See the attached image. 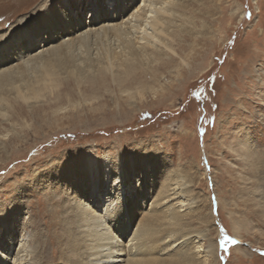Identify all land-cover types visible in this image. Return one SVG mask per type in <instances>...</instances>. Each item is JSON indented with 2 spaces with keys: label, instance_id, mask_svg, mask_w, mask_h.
Here are the masks:
<instances>
[{
  "label": "rangeland",
  "instance_id": "374dc122",
  "mask_svg": "<svg viewBox=\"0 0 264 264\" xmlns=\"http://www.w3.org/2000/svg\"><path fill=\"white\" fill-rule=\"evenodd\" d=\"M49 1L0 0V29L37 17ZM177 1L183 20L163 38L161 54L148 48L149 58L120 65L105 59L106 47L102 57L74 44L72 55L29 56L26 71L0 80V219L12 224L14 246L25 238L29 264H82L69 186L84 178L76 166L87 154H106L114 170L120 159L129 171L119 184L113 175L100 198L105 223L115 217L113 196L126 211L137 198L132 229L158 205L143 239L151 264H199L181 253L209 240L218 248L209 264H264V204L255 189L264 171V0ZM21 169L31 170L37 188L62 184L69 198L62 190L33 199L34 188L4 183ZM176 179L184 196L169 197Z\"/></svg>",
  "mask_w": 264,
  "mask_h": 264
},
{
  "label": "bare ground",
  "instance_id": "6f19581e",
  "mask_svg": "<svg viewBox=\"0 0 264 264\" xmlns=\"http://www.w3.org/2000/svg\"><path fill=\"white\" fill-rule=\"evenodd\" d=\"M177 2V0H138V2L137 0H118V7L115 11L85 16L83 24L87 26L81 27L77 24L74 27L79 28V31H74L72 27L63 30L41 27L47 20L58 17L64 11L62 7L64 0H50L42 8L43 10H39L45 11V16L24 18L27 20L24 25L25 28H40V46L36 47L35 51L28 50L22 54L15 53L9 45H5L3 50H0V80L6 82L12 75L21 73L22 67L26 71L29 64L26 58L29 56L33 57L47 52L49 59L55 61L65 54L72 55L77 48L74 47V44L77 46L91 45L92 51L90 52L97 54L100 51L101 56L104 47H106L107 57L105 59H108L112 64L119 62L120 65L125 62L131 63L137 59L144 61L149 58L148 48H152L161 54L162 49H165V39L163 38L166 37L171 28L179 27V23L183 20V16L174 7ZM20 23V20L17 21L16 25L8 31L17 28ZM64 31L70 32L71 35H63ZM57 37L60 39L55 40ZM56 41L58 44H54ZM77 41L78 43H76ZM15 60L20 63L12 64ZM12 65L15 66L12 67ZM95 67L96 69L100 68L99 66ZM111 72L115 73L114 70ZM116 161L117 166L114 170L111 160L106 154L102 155L100 159L87 154L84 161L76 166L79 173H84L85 179L76 181V184H79L77 188L74 184L69 186L71 190L73 189L75 207L80 216L77 219L79 222L78 231L83 243L81 246L83 251L81 255L82 264H151L154 259L150 258L151 250H147V245L150 243L147 244L143 239L151 233L150 221L159 218L157 217L159 212L155 210L158 205L153 210H148L150 212L148 215L146 214L147 217H142L143 221L140 219L135 229L130 228L131 222L129 220L132 218L130 216L135 213V208L138 207L134 206L137 198H133L128 203L129 211L122 209L119 217L115 216L110 220L112 224L105 223L104 217H102L101 211L104 209V211H108V207H102L101 211L96 209L102 194L109 189L111 177L115 175L119 178L129 174V171L123 169L120 159ZM253 161L254 164L259 162L256 153L253 154ZM257 168L258 166L254 165V169ZM257 172L258 186L255 189L258 200L264 204V171L259 172L258 170ZM70 176H72L71 179H74V173ZM87 179L89 181L86 185ZM178 179L168 184L167 195L169 197L184 196V184ZM83 184L86 187L82 186ZM185 205H188L187 201H180L177 202L176 206L181 208ZM169 219L172 218L169 217ZM0 226L2 227L0 229L2 232L0 233V264H29L30 250L25 243V238L21 235L14 246L13 239L7 234L12 224L5 218H1ZM204 236V233L199 231L196 238L200 241L204 239ZM187 242L192 243V240ZM7 243L10 247L7 246ZM235 248L237 246L233 247V249ZM188 249L189 251H183L181 254H184L183 256L188 255V253L191 254L193 259L199 260V264H209L210 261L215 262L217 259L218 248L215 240H209L205 246L193 244ZM160 251L163 253L164 248ZM183 261L186 264L187 258H183Z\"/></svg>",
  "mask_w": 264,
  "mask_h": 264
},
{
  "label": "snow or ice",
  "instance_id": "6c2138e0",
  "mask_svg": "<svg viewBox=\"0 0 264 264\" xmlns=\"http://www.w3.org/2000/svg\"><path fill=\"white\" fill-rule=\"evenodd\" d=\"M62 7L64 9L63 13L58 15L56 18L47 20L41 27H51L58 30L72 27L74 31H79V28H75L74 26L77 24L81 25V27L87 26L83 24V19L85 16L115 11L118 7V0H64ZM37 15L45 16L46 12L40 11L37 13ZM17 19L20 20L21 23L17 26V28L12 29V31L0 29V50H3L5 45H9L17 54H22L28 50L35 51L36 47L40 46V28H25L24 25L27 23V20H25L23 16L17 17ZM97 23H99V21H97ZM63 35H71V33L64 31ZM57 39H60V37H57ZM241 102L242 101H237L236 103ZM235 127H238V125L234 126V128ZM237 143L243 145L246 143V140L241 136L237 138ZM30 171V169H21L9 180L4 181V183L19 181L20 183L17 185L19 188H23L25 186L29 187L30 189L34 188L35 191L33 192V199H35L37 196H43L44 199L50 201L54 196H60L62 190L65 191L63 199L69 198L70 194L66 192L62 184L58 186L57 184L53 183L47 188H37L35 184H30L27 178V173ZM113 180H115L116 184H119V180L115 176L113 177ZM0 187H2V184H0ZM113 191H115V185L113 186ZM112 199L115 201V203L112 204L110 211L114 216L119 217L122 203L116 200V197L114 196ZM2 207L3 205L0 204V209H2ZM97 211H99V209H97ZM109 223H111V221H109ZM221 243H223V241H221ZM61 264H63V261H61ZM67 264H75V261L68 260Z\"/></svg>",
  "mask_w": 264,
  "mask_h": 264
}]
</instances>
